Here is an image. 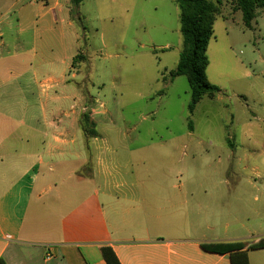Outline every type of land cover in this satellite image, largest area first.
Masks as SVG:
<instances>
[{
  "label": "crops",
  "instance_id": "1",
  "mask_svg": "<svg viewBox=\"0 0 264 264\" xmlns=\"http://www.w3.org/2000/svg\"><path fill=\"white\" fill-rule=\"evenodd\" d=\"M70 2L0 0V70L17 82L11 103L0 101V260L106 264L109 246L121 264H231L229 252L203 245L245 243L250 264H264V232L231 233L220 195L146 184L147 147L129 138L136 126L118 131L113 110L101 102L99 115V98L83 92L73 59L84 38ZM3 8L18 17L21 40L10 46ZM95 71L89 81L104 86Z\"/></svg>",
  "mask_w": 264,
  "mask_h": 264
},
{
  "label": "rangeland",
  "instance_id": "2",
  "mask_svg": "<svg viewBox=\"0 0 264 264\" xmlns=\"http://www.w3.org/2000/svg\"><path fill=\"white\" fill-rule=\"evenodd\" d=\"M222 1L206 71L221 92L205 96L192 114L187 78L170 75L183 50L180 10L172 0H84L75 22L87 60L75 68L84 73V94L99 98V115L104 102L114 112L115 129L127 133L136 126L129 138L147 147L140 166L152 191L215 192L231 233L246 235L264 232V9L248 28L242 13ZM2 13L4 41L16 44L17 14ZM96 67L104 86L89 81ZM14 74L0 70V101L6 104L17 89Z\"/></svg>",
  "mask_w": 264,
  "mask_h": 264
},
{
  "label": "trees",
  "instance_id": "3",
  "mask_svg": "<svg viewBox=\"0 0 264 264\" xmlns=\"http://www.w3.org/2000/svg\"><path fill=\"white\" fill-rule=\"evenodd\" d=\"M180 10V31L183 38V50L176 69L171 72L172 79L186 77L191 89V101L189 112L192 114L197 104L205 97H216L221 89L211 84L207 79L209 59L207 49L214 36V24L221 15L222 0L217 3L209 0H172ZM233 6L235 12L242 13V19L246 27L251 28L257 11L264 9V0H226ZM84 0H71V13L78 15V9ZM87 60L85 53H79L73 59V67L77 63ZM88 96V93H85ZM86 126L94 127L89 123V118L84 115ZM191 121L189 126L191 128ZM245 243L204 244V249L211 252H229L231 264H250ZM106 264H121L113 249L109 246L101 248ZM0 264H5L0 260Z\"/></svg>",
  "mask_w": 264,
  "mask_h": 264
}]
</instances>
